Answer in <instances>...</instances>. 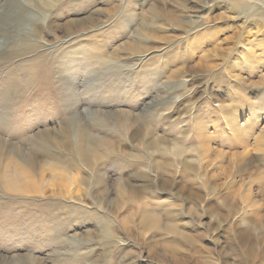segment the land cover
<instances>
[{"label": "rangeland", "instance_id": "1", "mask_svg": "<svg viewBox=\"0 0 264 264\" xmlns=\"http://www.w3.org/2000/svg\"><path fill=\"white\" fill-rule=\"evenodd\" d=\"M0 264H264V0H0Z\"/></svg>", "mask_w": 264, "mask_h": 264}, {"label": "bare ground", "instance_id": "2", "mask_svg": "<svg viewBox=\"0 0 264 264\" xmlns=\"http://www.w3.org/2000/svg\"><path fill=\"white\" fill-rule=\"evenodd\" d=\"M155 144H157V146H161V148H162L164 143H162L161 141L160 142L158 141ZM78 145H79V147L77 148V150L79 151L81 157H83V158L86 155H91L92 152L94 151V149L92 147H90L89 145L85 144V142L83 141V136H81L80 143ZM172 148H174L175 151L174 150L173 151L176 152V147H172ZM172 148H171V150H172ZM28 175H31V174L28 171H26V169H21V170L16 171L14 176L12 177V181L14 183L11 182V187L13 189H17V188H20V187L21 188L22 187H28L31 184V182L29 180H27V176Z\"/></svg>", "mask_w": 264, "mask_h": 264}]
</instances>
